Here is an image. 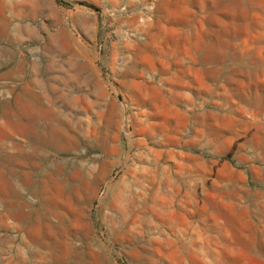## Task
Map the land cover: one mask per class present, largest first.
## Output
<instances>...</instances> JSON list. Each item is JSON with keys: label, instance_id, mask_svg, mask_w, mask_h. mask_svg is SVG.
<instances>
[{"label": "rangeland", "instance_id": "rangeland-1", "mask_svg": "<svg viewBox=\"0 0 264 264\" xmlns=\"http://www.w3.org/2000/svg\"><path fill=\"white\" fill-rule=\"evenodd\" d=\"M8 4L0 264H264V0Z\"/></svg>", "mask_w": 264, "mask_h": 264}, {"label": "crops", "instance_id": "crops-1", "mask_svg": "<svg viewBox=\"0 0 264 264\" xmlns=\"http://www.w3.org/2000/svg\"><path fill=\"white\" fill-rule=\"evenodd\" d=\"M11 8L8 4V0L6 1H2L0 0V20H3V22L0 24V38L3 37L5 39H9V40H13L16 39L20 33L23 32V29L21 27L18 26H14L12 28H10L9 24L7 22H5L9 16H7V10ZM13 7H12V11H13ZM10 15H12L11 11L9 12ZM5 16V18H4ZM11 30V31H10ZM14 41V40H13ZM170 61H173V59H170ZM210 59L208 60H202L201 61V65L202 66H206L208 64H210ZM165 64L167 67L173 68L175 67L174 63H167L165 61ZM165 84V83H164ZM170 88H174L176 87L174 84H169ZM27 127H33L34 124H25ZM38 133V134H37ZM31 132V139L35 142L37 140L38 143H40L42 141V137L45 135L44 133L39 132ZM37 136L39 137V139H37ZM41 137V140H40Z\"/></svg>", "mask_w": 264, "mask_h": 264}, {"label": "bare ground", "instance_id": "bare-ground-1", "mask_svg": "<svg viewBox=\"0 0 264 264\" xmlns=\"http://www.w3.org/2000/svg\"><path fill=\"white\" fill-rule=\"evenodd\" d=\"M58 80V79H57ZM29 129L31 130L30 132H36V130H34V126L33 127H29ZM28 130V129H27Z\"/></svg>", "mask_w": 264, "mask_h": 264}]
</instances>
